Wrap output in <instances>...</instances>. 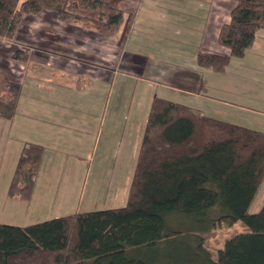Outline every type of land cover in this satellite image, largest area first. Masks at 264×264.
<instances>
[{
  "label": "trees",
  "instance_id": "16d2710c",
  "mask_svg": "<svg viewBox=\"0 0 264 264\" xmlns=\"http://www.w3.org/2000/svg\"><path fill=\"white\" fill-rule=\"evenodd\" d=\"M230 21L219 42L229 53L198 52L197 63L225 71L232 56L243 57L264 29V0H233ZM52 11L67 23L113 36L124 11L111 0H0V40L13 39L25 14ZM17 60L24 57L17 53ZM19 85L0 70V114L15 110ZM44 146L26 141L8 193L30 199ZM264 181V131L211 116L169 98L154 96L127 203L78 211L27 225L0 222V264H186L157 263L130 255L180 239L191 220L194 254L207 264H264V203L250 207ZM242 221L247 229L228 237L216 257L204 246L203 232L217 222ZM189 264V263H188Z\"/></svg>",
  "mask_w": 264,
  "mask_h": 264
},
{
  "label": "rangeland",
  "instance_id": "374dc122",
  "mask_svg": "<svg viewBox=\"0 0 264 264\" xmlns=\"http://www.w3.org/2000/svg\"><path fill=\"white\" fill-rule=\"evenodd\" d=\"M127 1L128 0H125V2ZM51 12H45L39 15H23V22L17 35L11 40L6 38L0 40V70L6 72L7 75L19 85V90H22V92L26 94L28 93L27 91L32 89L30 87H33V85L31 86V84H29V78L25 85H22L32 68L30 59L36 60L33 56L37 54L42 56L48 53L47 55L51 57H57V55L66 53L65 47L63 45L60 46L59 42L56 44L49 42L48 37L43 36V33L47 31V29H49L52 34V36L49 35L51 36L49 37L51 40L64 38L67 37L64 35L70 34L71 38H69V43L67 42L66 45L77 48L74 53V57L77 59H82L83 61L86 59L85 56H80L79 54H97L98 56H104L105 53H108L115 61H119L120 57L117 55L120 56V53H122V42L131 25V15H128L126 21L124 20L119 30L110 37L103 36L93 29L84 28L82 25H79L81 29L70 28L71 31L68 33L63 25L67 24L61 20L56 22V19H53V15L51 16ZM146 16V14L144 15L141 13L137 24L143 20H146V22L150 21L145 19ZM154 26L155 28L157 27V25ZM151 27L153 28L152 24ZM148 30H150L151 33L153 32L150 28H148ZM149 38L151 42L147 44L150 46V48L147 46V50L153 53H155L153 49L154 42H160L165 45L168 42V39L164 38L159 33L154 35L153 32ZM76 40L79 42L83 40L85 44L76 45ZM17 53H20L24 57V60L15 59L14 56ZM165 56L177 60V57L170 53ZM57 59L60 58L57 57ZM245 61V64H240L237 58L232 56L227 66L226 73L220 74L211 71V74L207 75L206 92L213 96L214 99L205 100L204 107L206 108V112L212 115L228 119L231 122L244 126L259 128L264 131V116L260 114L264 112V65L261 61L255 59L252 62L253 68L251 69L247 65L248 60ZM51 63L52 65L55 63L53 58H51ZM45 65L47 66L48 64ZM55 68L56 67H45L48 71ZM248 71L255 72L257 75V81L252 83L251 86L252 91L257 93V97L251 101L252 104L248 103L246 106H251V108L254 107L256 111L250 112V110H242L243 112L237 114V102H243L244 99L239 101L237 99V94L221 92L219 89L223 86L220 85H225L226 89L237 88L240 83L246 82L250 78L246 73H242L246 76L242 79V77L238 76L237 72ZM65 73L67 76L64 78L55 74L45 79L37 77L35 80H32L33 83L36 84V86H34L35 89L32 90L35 103L28 107L31 108L33 115L28 119L32 121L34 117H43L44 120L54 117L62 120V122L74 123L76 125L78 122L83 124L85 122L94 123L97 121L96 123L99 125L103 123V131L98 143V153L95 158H92L93 162L90 169H88V165L84 161L83 149L80 150L82 160L79 159L75 161V158H68L66 169H63V164L61 163L51 164V168L48 169L45 174L41 172L38 177L31 199L18 200L8 195L9 193L7 194L6 191V184L10 181V174H12L15 168L13 144H15L16 139H14L15 141L13 139L11 140L9 147H5V145L3 147L0 144V218H3L1 220H5L2 221L4 223L7 221L8 223L30 224L78 211L121 207L127 203L135 164L146 126L144 121L151 107L150 99H147L145 103L143 102L144 104L140 107L137 106V102L141 101L142 93L145 96H151L147 94L149 88L147 86L144 87V82H138V79H119L109 99V90L105 91L103 86L96 87L93 85L79 90L74 82H70L69 78L71 74L69 72ZM38 75L40 76L41 74L39 73ZM77 79L78 78L75 76V82ZM136 83H138V87ZM162 88L163 87H160L158 90L154 91V93L165 94L167 90L164 91ZM47 89H54L55 92L51 94L50 91L48 94ZM167 94H171L170 99L176 98V100L182 102L186 101V95L183 94V92H176L168 89ZM58 98L61 99V105L58 103ZM245 98V100H250L247 97ZM107 102H109L108 105H106ZM59 106H63V113L54 110V107L57 109ZM110 119L119 125L115 127L114 138L116 141L111 148H106V137L104 136L107 127H109L108 122ZM116 130H118V132ZM18 132L16 133L13 131L15 138H19L20 134H18ZM67 132L71 133L70 131ZM76 133H78V131H75V134ZM122 134L125 136L124 140L121 142L119 141V137H121ZM79 135H87V137H89L88 134H84L83 132H80ZM72 141H74V138L70 137V140L68 139L66 145L63 144V146L69 147V143ZM6 142H9V138L6 139ZM116 149L121 151L118 156L116 155ZM67 151L72 150L68 148ZM59 159L65 160L64 158ZM59 159L55 158L56 162H58ZM74 162H78L79 166L82 167L80 172H70V170L74 169L71 166ZM84 165L86 168H84ZM263 203L264 181L253 200L250 211L256 212L260 210ZM172 225H180L181 228L188 230L185 231L180 239H176L169 243H163L154 248H133L129 250L130 255L153 260L157 263L165 261L171 262L172 260L184 258L186 259V264H207L205 255L196 257L193 253L196 241H194L195 238L191 234L192 231L189 228H192L194 223L191 220L183 221L182 218L177 217L176 220H173ZM246 229L247 227L242 221H237L233 224L217 222L212 229L202 233L204 246L211 252V256L215 258L218 250L223 247L228 237L235 233L245 231Z\"/></svg>",
  "mask_w": 264,
  "mask_h": 264
},
{
  "label": "crops",
  "instance_id": "0c3cea01",
  "mask_svg": "<svg viewBox=\"0 0 264 264\" xmlns=\"http://www.w3.org/2000/svg\"><path fill=\"white\" fill-rule=\"evenodd\" d=\"M111 2L124 11L125 21L127 16L131 15V25L129 26L122 42V53H120V56L117 55L120 57V60L118 59L119 61H115L108 53H105L104 56H98L97 54H79L80 56H85L87 60L84 59L85 61H83L82 59H77L74 57L77 48L66 45L69 38H71L70 34L64 35L68 38L64 37L51 40L49 37H51L52 34L50 33V30L47 29V31L43 33V36L48 37L49 42L55 44L59 42L60 46L63 45L65 47L66 53L63 55H57L60 59H57L56 56L51 57L47 55L48 53L42 56L38 54L34 55L33 57L36 58V60L30 59L32 68L22 84L24 86L29 78V84H31V86L33 85V87H30L32 88L30 89L31 91H27V94L22 92V90L20 91V95L15 104L14 113H10L11 115L0 114V144L3 147L4 145L5 147H9L11 140L16 139L15 144H13L15 167L24 142L34 141L41 143L44 146L43 159L36 182L41 172H44L43 174H45V172L51 168V164L61 163L63 164V169H66L68 158H75V161H78L79 159L82 160L80 155V150L82 149L84 150V161L88 165V169H90L93 162L92 158H95L98 153V143L103 131V123L99 125L96 123L97 121L94 123L85 122L83 124L78 122L77 125L74 123L62 122V120L54 117L45 120L43 117H34L32 121H29L30 119L28 118H31L33 115L31 108L28 107L35 103L32 90L35 89L34 86H36V84H34L32 80H35L37 77L45 79L46 77H52L56 74L64 78L67 76L65 72H69L71 74V77L69 78L70 82H74L79 90L93 85L96 87L103 86L105 91L109 90V99L119 79H138V82H144V87L147 86L149 88L147 94L151 95L149 97L146 95V97L142 93L141 101L137 102L138 107L142 106L147 99H150L152 104L153 98L156 95L170 99L171 94H167L168 89H170L176 92H183V94L186 95V101L184 102L176 100V98H171L172 100L182 102L194 108H198L211 116H215L206 112V108L204 107L205 100L214 99L213 96L206 92V77L211 74L210 72L213 70L199 66L197 63V54L200 51L217 53L230 52L229 47L219 42V32L221 26L230 21V12L235 5V2L233 0H128L127 2H125V0H111ZM45 12L49 13L51 11H44L40 14H44ZM141 13L144 15L146 14L147 16L145 19L150 21L146 22V20L142 19L143 21L137 24ZM50 14L51 16L53 15V19H56V22H59V19L54 13L51 12ZM150 23L153 25V28ZM63 25L68 33H70V28L72 27L81 29L79 25L75 24ZM154 25H157V27L155 28ZM148 28L154 32V35L159 33L164 38L168 39L166 45L160 42H154L153 49L157 54L147 50V46H149L147 44L151 42L149 37L153 34ZM84 44L83 40L82 42L76 40V45ZM148 48H150V46ZM168 53L176 56L177 60L165 56ZM50 57L54 59L55 63L53 65ZM236 58L240 64H245V60H248L247 65L251 69L253 68L252 62L255 59L261 61L264 65V29H259L257 31L254 43L247 49L246 54L243 57ZM45 64L48 65L46 66ZM45 67L56 68L48 71ZM226 70L227 67L225 71L218 73L224 74L226 73ZM39 73L41 74L40 76L38 75ZM237 73L242 79L246 77L242 73H246L251 79L249 78L246 82L240 83L237 88L234 89H226L225 85H220L223 87H220L219 90L223 93L237 94V99L239 101L244 99L243 102H237V114L243 112L242 110H250V112L256 111V108H251V106H246V104H252L251 101L257 97V93L252 91L251 87L252 83L257 81V75L255 72L251 71ZM75 76L78 78L76 82ZM136 86L138 87V83H136ZM160 87H163L162 90H167V92L165 94H155L154 91L158 90ZM47 91L48 94L50 91L51 94L55 92L54 89H47ZM245 97L250 100H245ZM58 101L61 105V99L58 98ZM108 103L109 102H107L106 105H108ZM62 107L63 106H59L57 109L54 107V110L63 113L64 110ZM260 114H263L264 116V112H261ZM147 119L148 116L145 118L144 123H147ZM108 123L109 127H107L104 136L106 137L105 147L111 148L116 141L114 138L115 127L119 124L113 122L112 119H110ZM13 131L16 133L19 131V138H15ZM67 131H70L71 133H68ZM75 131H78V133L75 134ZM116 131L118 132V130ZM80 132L88 134L89 137H87V135H79ZM124 136L125 135L122 134L121 137H119V141L122 142ZM70 137H73L74 141L69 143V147L63 146V144L66 145L68 139L70 140ZM7 138H9V142H6ZM68 148L72 151H67ZM120 153L121 151L116 149V155L118 156ZM55 158H64L65 160L59 159V161L56 162ZM71 166L74 169L70 170V172H80V169L82 168L79 166L78 162H74ZM84 168H86L85 165ZM14 170L12 174H10V181L6 184L7 194ZM1 219L3 218H0V222L5 221ZM13 223L14 222H9L8 224Z\"/></svg>",
  "mask_w": 264,
  "mask_h": 264
}]
</instances>
